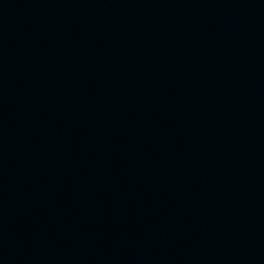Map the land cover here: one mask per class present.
<instances>
[{"label": "water", "instance_id": "1", "mask_svg": "<svg viewBox=\"0 0 264 264\" xmlns=\"http://www.w3.org/2000/svg\"><path fill=\"white\" fill-rule=\"evenodd\" d=\"M0 264H264V0H0Z\"/></svg>", "mask_w": 264, "mask_h": 264}]
</instances>
